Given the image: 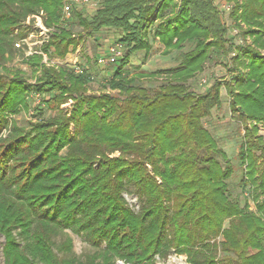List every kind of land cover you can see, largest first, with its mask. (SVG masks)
Returning <instances> with one entry per match:
<instances>
[{"label": "trees", "instance_id": "trees-1", "mask_svg": "<svg viewBox=\"0 0 264 264\" xmlns=\"http://www.w3.org/2000/svg\"><path fill=\"white\" fill-rule=\"evenodd\" d=\"M215 1L103 0L91 14L73 7L64 20L63 0H0L5 264H159L171 254L185 255L190 264H264V138L258 127L264 126V0H242L231 14L246 25L243 35L252 44L236 47L237 70L226 83L232 111L252 122L239 157L247 164L256 211L232 198V169L202 121L220 106L221 83L197 98L188 92L189 80L213 54L227 57L234 47ZM158 3V13L176 9L156 31L166 52L180 50L176 82L150 90L128 77L122 65L133 50L148 48L145 42L119 58L110 90L99 93L89 90L90 71L44 61V55L64 59L79 46L74 25L90 32L122 28L127 39H139ZM32 15L52 30L24 58L36 72L28 83L22 70L13 72L5 62L18 49L16 39L31 31ZM187 42L191 51L183 49ZM35 94L36 119L21 124L12 118L30 108ZM69 101V110L61 108ZM42 105L52 109L47 116L41 117ZM125 192L137 195L138 208ZM67 229L92 252L77 255Z\"/></svg>", "mask_w": 264, "mask_h": 264}, {"label": "rangeland", "instance_id": "rangeland-1", "mask_svg": "<svg viewBox=\"0 0 264 264\" xmlns=\"http://www.w3.org/2000/svg\"><path fill=\"white\" fill-rule=\"evenodd\" d=\"M102 1L98 4L102 3ZM241 3L242 0L215 1L221 18L227 26L228 37L231 38L230 45L234 47H232L233 49L229 52L227 57L213 54L211 57L212 59L206 62L203 70L197 72L194 77L189 80L188 92L197 98L201 96V94L206 93L215 83H221V104L219 107L213 108L211 114L204 117L202 121L226 154V159L221 158L222 163L228 164L232 169V175L227 180L232 198L238 201L240 207L245 208L247 206L249 210L256 211L257 208L252 194V183L249 182L245 171L247 164L246 161L242 162L239 157L240 146L245 139L244 133L246 125H250L252 122L240 120L237 113L232 111L230 107L231 94L229 93L228 87H226V83L232 81L235 70H237L236 67L238 64L235 63L234 60L237 54L236 47L239 48V46L252 44L251 37L249 35H243L244 30L247 29L246 25L231 17L235 7ZM159 7L158 3L155 12L144 23L145 27L142 31L143 33L139 36V39L136 37L137 40L132 36L130 39H127L128 31L122 28L112 27L90 32L82 29L79 25H74L73 30L76 36L81 38L79 46L75 50L69 52L64 59L56 57H51L49 59L48 56L44 55V61L59 66H74L76 70L78 69L80 71L84 69L90 71L93 74V81L89 84V90L99 93L104 90H110L106 87V84L116 69L122 65L119 58L122 57L123 54L125 55L128 50L132 51L136 44L142 45L145 42V44H148V48L145 47L137 51L133 50L122 65L128 77H134L137 85L150 90L171 81L176 82L173 70L179 63L178 55L180 50L170 49L166 52L165 49H163L164 44L156 34L158 25L168 22V19L175 15L176 9L174 6L170 5L166 9L164 8V11L158 13ZM77 9L84 14H91L96 10L85 5H77ZM31 18L32 17H30V19ZM30 19L28 21H30ZM42 22V18H35V24L30 31V36H33L28 37L29 44L25 45L17 38L15 42H20L21 46L16 47L15 45L18 49L15 50L13 56L5 62V66L12 69L13 72L17 69L22 70L28 83H34L36 81V72L30 64L24 61V58L37 52L38 46H40L45 39L40 30ZM237 22H239V25H237ZM115 45H119L122 50L120 57L115 62L108 65L99 63L98 59L100 57H106L109 54L110 46ZM183 49L185 51H191V49H193V44L187 42L184 44ZM239 66L241 72L247 71L244 65L241 64ZM0 72H3L1 68ZM39 100V95L38 97L34 95L30 96V108H23L21 112L13 115L12 118H16L21 124H25L29 120H35L34 108L39 104ZM71 106L72 101H69L63 104L61 108L69 110ZM51 111L52 109L42 105L41 117L47 116ZM258 127L259 135L264 138V126L262 123H259ZM204 152L205 151H203V153ZM262 162L263 159L260 158L259 169L261 168ZM243 179L247 180L244 181ZM125 196L133 208H138L139 200L136 194L125 192ZM67 232L73 238V251L77 255L92 252L93 249L91 246L86 243L81 236L73 233L69 229H67ZM63 238H65V235L60 236L58 241L61 242ZM4 243L5 238L0 234V264H5L3 255ZM178 260H181V262ZM158 262L159 264H190L187 262L185 255L177 254H171L167 260H158ZM117 264H119V262Z\"/></svg>", "mask_w": 264, "mask_h": 264}, {"label": "built area", "instance_id": "built-area-1", "mask_svg": "<svg viewBox=\"0 0 264 264\" xmlns=\"http://www.w3.org/2000/svg\"><path fill=\"white\" fill-rule=\"evenodd\" d=\"M101 1H97V0H63V17H64V20H68V19H70L72 17V9H73V7L77 8V5H85V6L91 7L92 9H97V8L102 6V3L98 4ZM30 17L40 18V19L42 18L41 15H32ZM30 17L28 18V20L30 19ZM27 22H29V21H27ZM40 30H41L42 34L44 35L45 39H47L49 37L50 31L52 29L47 28L44 25V23L42 22V25H40ZM30 35L31 34L29 32L27 34V36H25L23 38H20L19 41H21L25 45L26 44L28 45L29 44L28 37ZM32 36H30V37H32ZM15 45H16V47H20L21 46L20 42H15ZM121 53H122V50H121L119 45L110 46L109 54L106 57L105 56L104 57H100L98 59V62L101 63V64H107V65L111 64V63L115 62L120 57ZM76 71L79 72L80 70L77 69ZM34 96L38 97V94H35Z\"/></svg>", "mask_w": 264, "mask_h": 264}, {"label": "water", "instance_id": "water-1", "mask_svg": "<svg viewBox=\"0 0 264 264\" xmlns=\"http://www.w3.org/2000/svg\"><path fill=\"white\" fill-rule=\"evenodd\" d=\"M119 264H131V263H125L124 261H118Z\"/></svg>", "mask_w": 264, "mask_h": 264}, {"label": "bare ground", "instance_id": "bare-ground-1", "mask_svg": "<svg viewBox=\"0 0 264 264\" xmlns=\"http://www.w3.org/2000/svg\"><path fill=\"white\" fill-rule=\"evenodd\" d=\"M178 261H180V262H181V260H178ZM179 264H182V263H179Z\"/></svg>", "mask_w": 264, "mask_h": 264}, {"label": "crops", "instance_id": "crops-1", "mask_svg": "<svg viewBox=\"0 0 264 264\" xmlns=\"http://www.w3.org/2000/svg\"><path fill=\"white\" fill-rule=\"evenodd\" d=\"M163 45V44H162ZM163 49H165L164 45H163Z\"/></svg>", "mask_w": 264, "mask_h": 264}]
</instances>
